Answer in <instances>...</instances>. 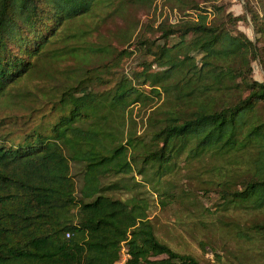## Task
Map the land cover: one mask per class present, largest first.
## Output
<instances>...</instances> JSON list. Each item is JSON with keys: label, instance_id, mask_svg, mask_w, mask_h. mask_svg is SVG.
Here are the masks:
<instances>
[{"label": "trees", "instance_id": "obj_1", "mask_svg": "<svg viewBox=\"0 0 264 264\" xmlns=\"http://www.w3.org/2000/svg\"><path fill=\"white\" fill-rule=\"evenodd\" d=\"M222 1L139 30L157 0H0V264H264V0ZM110 21L116 44L90 40ZM153 195L213 261L157 237Z\"/></svg>", "mask_w": 264, "mask_h": 264}, {"label": "rangeland", "instance_id": "obj_2", "mask_svg": "<svg viewBox=\"0 0 264 264\" xmlns=\"http://www.w3.org/2000/svg\"><path fill=\"white\" fill-rule=\"evenodd\" d=\"M222 3L226 7V10L234 16H240L244 13L246 14V11L244 10V2L242 0H223ZM252 3L255 9L259 11L260 5L256 4L257 1L252 0ZM175 15V13H172L166 6H164L163 0H157L150 10H140L136 12L135 18L138 20V28L141 30L148 24L160 22L164 19H173ZM123 27L121 21L107 22L102 24L92 33L93 36L90 40L116 44L114 39V35L116 34L115 29L119 28L122 30ZM238 30L253 40L254 34L248 18H246V21L238 23ZM138 62L139 61H137L135 57H132L125 64L126 70L134 68ZM73 67V62H68L61 66L64 70H69ZM66 74L68 73H63L60 77L61 81H65ZM253 77L258 82H264V72L257 62L253 64ZM50 85L52 84L33 80L27 82L23 88L38 95L40 91L47 90ZM30 98L33 99L32 97ZM134 115L133 117H136ZM151 198L154 202H151L149 218L154 225L157 237L179 253L192 254L202 262H207L208 260L213 261V255L210 252L202 251L197 245V241L200 240V238H204L201 240H207L209 238L212 240L208 231H202L201 227L195 226L193 223L190 224V220L186 218V212L182 207L174 205L173 207L164 210L156 204V195L151 196ZM204 202H206V200ZM249 218V216L241 214L227 216L228 220L237 221L248 220ZM228 245L237 248V245H233L231 242H228Z\"/></svg>", "mask_w": 264, "mask_h": 264}, {"label": "built area", "instance_id": "obj_3", "mask_svg": "<svg viewBox=\"0 0 264 264\" xmlns=\"http://www.w3.org/2000/svg\"><path fill=\"white\" fill-rule=\"evenodd\" d=\"M127 259H128L127 250H126V248L123 245L122 246V250H121L120 259H119V261L116 264H125Z\"/></svg>", "mask_w": 264, "mask_h": 264}]
</instances>
